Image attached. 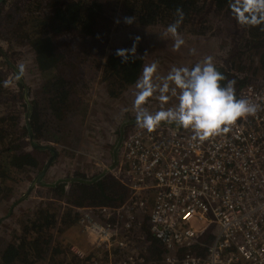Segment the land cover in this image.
Segmentation results:
<instances>
[{
	"label": "rangeland",
	"instance_id": "rangeland-1",
	"mask_svg": "<svg viewBox=\"0 0 264 264\" xmlns=\"http://www.w3.org/2000/svg\"><path fill=\"white\" fill-rule=\"evenodd\" d=\"M31 1L33 0H14L7 3L5 10L0 12V71L5 76V93L0 98V117L5 120L0 125L12 128L14 136L11 137L20 139L23 143L20 146L33 152L40 162L39 167L28 166L27 170L19 174L14 192L0 195V257L7 245L14 241V233L19 230L21 220L35 212L39 206L53 203L59 211L70 206L66 194L62 198L56 197L50 183L72 178L76 172L89 178L104 173L114 177L122 142L138 126L134 105L137 91L135 83L145 64L158 62L156 77L158 82H162L173 67L191 68L205 57L211 56L215 65L225 67L240 79L246 78L248 83L264 86V72L259 68L257 56L250 69L239 71L231 68L234 58L241 52L245 51L246 55L252 53L243 47L245 30L240 25L235 10L217 12L212 0H200L198 10L190 11L189 22L192 29L189 26L179 31L185 41L184 45L174 51V39L165 35L167 26L125 25L120 20V13H116L118 5L113 3L110 8L113 23L110 32L101 38L102 42L87 35H57L67 59L75 64L74 67H66L67 78L75 89L71 110L62 118H57L49 109L47 96L42 91L44 78L37 66L31 43L24 36L20 25L25 15L24 8ZM49 5L50 0H43L40 6L42 9L38 8L47 13L51 9ZM137 37L139 41L136 43V58L127 62L130 66L127 68L128 65H123L122 58L116 57V52L118 49H131ZM192 49H195L194 54ZM6 55L18 70V65L25 66V71L20 72L21 78L5 62ZM246 61L247 59H240V65L246 66ZM109 62L113 64L111 74H107L106 70V63ZM127 69H130L129 79L123 77ZM25 88L33 112L34 106L38 107L39 124L42 128L37 138H31L24 127L27 116ZM168 95L169 100L166 103L161 102L157 94L149 98L144 107L151 112L174 107L178 102L177 96H173L171 92ZM5 131L0 134V150L11 148L9 144L12 143L7 139L9 135ZM40 146L47 148L41 150ZM50 149H54L57 156L44 173L42 182L24 198L31 182L53 157ZM71 184L68 181L66 190ZM10 185L13 183L10 182ZM152 203L150 198L148 208L137 213L142 225L136 226L132 241H143L138 247H143L147 242L146 235L149 238L151 234L149 214ZM93 205L96 204L86 202L81 207ZM75 208L80 218L81 211ZM59 240L71 252V257L73 253L76 254V248L83 250L89 257L96 253L97 248L93 241L78 223L60 233ZM81 241L84 244L86 242L89 250L80 247ZM156 246L159 248L158 243Z\"/></svg>",
	"mask_w": 264,
	"mask_h": 264
},
{
	"label": "built area",
	"instance_id": "built-area-1",
	"mask_svg": "<svg viewBox=\"0 0 264 264\" xmlns=\"http://www.w3.org/2000/svg\"><path fill=\"white\" fill-rule=\"evenodd\" d=\"M236 95L260 110L219 135L202 139L166 122L153 131L138 125L128 134L114 176L129 196L118 206L78 207V224L97 248L91 257L76 248L80 259L264 264V86L247 82L236 87ZM150 198L149 228L158 249L149 238L143 247L132 241L142 225L137 213Z\"/></svg>",
	"mask_w": 264,
	"mask_h": 264
},
{
	"label": "trees",
	"instance_id": "trees-1",
	"mask_svg": "<svg viewBox=\"0 0 264 264\" xmlns=\"http://www.w3.org/2000/svg\"><path fill=\"white\" fill-rule=\"evenodd\" d=\"M10 1V0H9ZM14 1V0H13ZM200 0H50L51 13L39 10L42 0H33L29 10L25 12L20 22L23 34L31 43L32 50L36 55L37 66L44 78L42 91L47 96L49 109L57 118H62L70 111L73 103L75 89L67 78L66 67H74L65 52L57 35L69 33L75 35H87L91 39L102 42L111 29L112 19L110 10L113 3L118 5L117 12L120 20L125 25H158L168 26L176 19V9L182 8L185 18L178 31L189 27L190 11L198 10ZM7 2V1H6ZM6 2L0 5L4 8ZM217 12L234 11L231 0H212ZM125 17H134L135 22L127 24ZM245 30V44L243 47L250 54L241 52L234 58L233 69L245 71L252 68L255 56L259 68L264 72V24L249 26L241 24ZM201 31H207L206 29ZM255 50V53H253ZM116 57H119L116 55ZM113 59V58H111ZM240 59H247L246 66L240 65ZM134 60V59H133ZM5 62H7L5 60ZM107 64V74L112 73V62ZM127 66V63H123ZM130 67L129 65L127 68ZM228 80L236 82L235 88L246 82L221 65H216ZM125 78H130V69L125 71ZM223 81L222 84H226ZM5 76L0 71V98L5 93ZM31 126L25 123V131L34 138L41 134L42 125L39 124L38 107L34 106ZM5 120L0 117L1 121ZM6 125V124H4ZM23 127V128H24ZM0 134L5 131L6 137L12 143L11 148L0 150V195L10 194L15 191V184L19 174L27 170L28 166L39 167V161L33 152H28L21 147L20 139L11 136L12 128L0 125ZM2 138V137H1ZM1 140V139H0ZM17 142V143H16ZM7 145V146H9ZM5 146V147H7ZM20 146L19 149H17ZM44 150L43 147H40ZM68 181L72 182L66 190ZM10 182L13 185H10ZM56 197L62 198L66 194L70 206L59 211L53 203L39 206L35 212L21 220L19 230L14 233L12 243L5 248L0 257V264H83L85 260L78 259L76 254L66 250L65 244L59 240V234L68 227L76 225L79 221V212L75 207H81L86 202L109 206H118L129 195L128 189L111 174H103L89 178L81 172L69 179H60L49 185ZM74 205V206H71ZM150 238L153 235L150 234ZM155 240V239H154ZM156 242V240H155ZM157 245V243H156ZM158 249V247H157ZM161 249V248H160ZM158 255V251H155ZM163 253V252H162Z\"/></svg>",
	"mask_w": 264,
	"mask_h": 264
},
{
	"label": "clouds",
	"instance_id": "clouds-1",
	"mask_svg": "<svg viewBox=\"0 0 264 264\" xmlns=\"http://www.w3.org/2000/svg\"><path fill=\"white\" fill-rule=\"evenodd\" d=\"M231 3L237 12L239 23L249 26L264 24V0H231ZM175 16L174 22L167 26L165 35L174 39L173 50L177 51L185 43L178 31L185 18L183 9L178 7ZM124 22L134 23L135 18L125 17ZM138 41L139 37L131 49L117 50L116 55L122 58V63L136 58ZM191 51L195 53V49ZM18 68L21 73L25 71L23 64L18 65ZM157 71L158 62L145 64L135 83L136 121L148 131H153L166 122L192 129L196 137L203 139L227 132L239 119L253 116L260 110V105L248 99L237 98L236 82L228 80L217 70L211 56L205 57L191 68L173 67L162 82H158ZM223 81L227 83L222 84ZM169 92L177 96L178 102L174 107L161 108L155 112L144 107L149 98L157 94L159 100L166 103Z\"/></svg>",
	"mask_w": 264,
	"mask_h": 264
},
{
	"label": "water",
	"instance_id": "water-1",
	"mask_svg": "<svg viewBox=\"0 0 264 264\" xmlns=\"http://www.w3.org/2000/svg\"><path fill=\"white\" fill-rule=\"evenodd\" d=\"M6 0H0V5H2ZM18 71V70H17ZM19 72V71H18ZM19 75H20V72H19ZM21 77V75H20ZM21 83L23 84V81L21 80ZM24 98L25 100L27 101V103L29 104V109H28V113H27V122L29 121V116H30V113H31V103H30V100L28 98V95H27V90L25 88L24 90ZM28 126L30 127V125L28 124ZM30 137L33 138V134L31 133L30 134ZM37 145H35L36 147ZM40 147H43V148H47L44 147V146H40ZM52 152H53V157L50 158V160L46 163L44 169L35 177V179L31 182L29 188H28V191L25 193V195L23 196L24 198L29 196L30 192L34 189V187L38 184V183H41V179L44 175V173L46 172L47 168L49 167V165L51 164V162L53 161V159L57 156V153L54 149H50Z\"/></svg>",
	"mask_w": 264,
	"mask_h": 264
},
{
	"label": "flooded vegetation",
	"instance_id": "flooded-vegetation-1",
	"mask_svg": "<svg viewBox=\"0 0 264 264\" xmlns=\"http://www.w3.org/2000/svg\"><path fill=\"white\" fill-rule=\"evenodd\" d=\"M7 1V2H6ZM5 2H6V5H7V3H9V2H13V0H6ZM16 1V0H15ZM29 1V0H28ZM43 1V0H42ZM4 2V3H5ZM3 3V4H4ZM32 3V1L31 2H29V4H28V6H26L25 8H24V12H26L27 11V9L29 10V6H30V4ZM2 4V5H3ZM11 4V3H10ZM41 4H42V2H41ZM6 5H5V7H6ZM25 5H27V3L25 4ZM5 7L4 8H2V9H0V12L2 11H4L5 10ZM40 9H42L41 7H40ZM52 12V7H51V9L49 10V12L48 13H51ZM2 51V48L0 47V53H2L1 52ZM5 55V54H4ZM6 61H7V63H8V65H10L11 67H13V69L15 70V72L18 74V76L20 77V75H21V73H20V75H19V70L11 63V61H9L10 59L8 58V56L6 55ZM19 72H18V71ZM21 78V77H20ZM26 101V100H25ZM26 103H27V101H26ZM25 103V105H26V108H27V113H28V109H29V104L27 103L26 104ZM32 114H33V106L31 105V113H30V116H29V121L27 122V116H26V124H27V126H28V124L31 126V120H32Z\"/></svg>",
	"mask_w": 264,
	"mask_h": 264
},
{
	"label": "crops",
	"instance_id": "crops-1",
	"mask_svg": "<svg viewBox=\"0 0 264 264\" xmlns=\"http://www.w3.org/2000/svg\"><path fill=\"white\" fill-rule=\"evenodd\" d=\"M146 236H147L146 241L149 242V243L151 244V241H149V240H151L152 238L149 237V240H148V235H146ZM152 241H153V239H152ZM87 242H88V241H87ZM139 242H143V241H139ZM80 247L83 248V249L89 250L88 247H87V245H86V242H85V244H84V243L81 241ZM156 250H157L156 247H154L153 252L156 251Z\"/></svg>",
	"mask_w": 264,
	"mask_h": 264
}]
</instances>
